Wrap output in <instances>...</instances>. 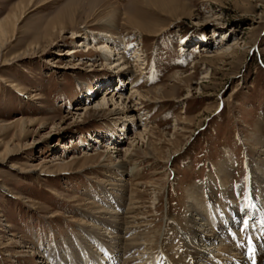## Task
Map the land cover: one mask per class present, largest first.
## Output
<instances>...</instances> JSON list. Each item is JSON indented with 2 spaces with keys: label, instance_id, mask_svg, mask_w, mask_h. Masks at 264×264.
<instances>
[{
  "label": "rangeland",
  "instance_id": "obj_1",
  "mask_svg": "<svg viewBox=\"0 0 264 264\" xmlns=\"http://www.w3.org/2000/svg\"><path fill=\"white\" fill-rule=\"evenodd\" d=\"M89 2L0 0V21L11 14L0 37V264H205L195 250L208 244L198 235L206 212L190 196L201 191L210 226L225 229L207 258L264 254V0H175L174 13L161 9L169 0ZM70 11L50 41L47 23ZM110 11L121 71L134 73L120 93L112 52H89L94 40L71 32L109 29L94 23ZM225 45L233 51L206 57ZM70 47L86 51L61 54ZM21 119L35 120L22 131ZM222 163L225 185L247 182L249 202L211 196L224 188Z\"/></svg>",
  "mask_w": 264,
  "mask_h": 264
},
{
  "label": "bare ground",
  "instance_id": "obj_2",
  "mask_svg": "<svg viewBox=\"0 0 264 264\" xmlns=\"http://www.w3.org/2000/svg\"><path fill=\"white\" fill-rule=\"evenodd\" d=\"M99 1H105V0H90V2H89V4H91V5H97L98 3H99ZM160 5H161V9L162 10H167V9H170L171 10V12H175V10H177L178 9V6H177V4L175 3V0H169V3H167V4H165V6L164 5H162L161 3H160ZM167 11H169V10H167ZM188 11H192L191 9L190 10H188ZM9 16H7L6 18H8V17H11V14H8ZM13 16V15H12ZM116 16H117V11H110V12H108V13H106V14H104L99 20H98V22L97 23H94V24H96V25H102V26H105V27H110L109 29L108 28H106V29H92V32L91 33H89V32H87V31H84V32H76V28L75 27H73L72 28V37H75V36H77V37H80L81 38V40H83V39H88V38H90L91 40H94L93 42L94 43H92V44H90L88 47H91L90 49H89V52L91 51V50H95L96 52H99L98 53V55L101 53V54H103L104 56H105V52H107V51H109V52H112V55H114L115 56V60H117L118 62H116V66H113V68H116V70L117 71H114L113 73L115 74V75H117V80H116V82L114 83V85H116V87H117V89H118V92L117 93H120V90H122L123 88H125L124 86H125V84H128L130 81H132L131 79H133V77H128L130 80H126V78H127V75H129V76H131V73L132 74H134L133 73V69L132 70H130V69H128L129 70V72L128 71H121V69H124V68H129L127 65H128V60L127 59H125V56L122 54V49H121V46H120V44L118 43L119 41H122V42H124V40L123 39H120V36L118 37V35H114L113 33H110L111 32V28H112V26H114V23H115V19H116ZM71 18V19H75V16H74V13H71V11L70 12H58L57 14H55V16L53 17V18H51L52 20H50L48 23H47V26L45 27V34L47 35V34H50L51 35V37H50V41H52L53 40V35H54V38H56L55 37V35H61V34H63V32L65 31V29L67 28V26L65 25V20H68V18ZM4 19V20H2V21H0V37L2 36H5L6 35V33H7V28H8V25H9V23L8 22H6L5 20H8V19ZM18 18V17H17ZM70 20V19H69ZM70 23H76V21H71ZM84 24V25H83ZM83 24H82V26L80 27V28H86L87 26H88V24H87V22H83ZM57 29V30H55L54 31V29ZM137 29L139 30V31H141V32H143V33H147V34H151V35H153V34H157L158 33V31L157 30H148V28L147 27H145V26H143V25H141V24H139L138 25V27H137ZM85 30V29H84ZM87 30V29H86ZM79 35V36H78ZM92 35H96V36H94V37H92ZM3 39V38H2ZM0 40H1V38H0ZM53 43H54V41H53ZM84 43H82V44H79V46H83L84 47V45H83ZM224 44V43H223ZM4 45H5V41L4 42H2L1 43V45H0V63L2 62L1 60H2V57H3V54H2V50H3V47H4ZM98 45H100V46H104L105 48L107 47V50L104 48V47H97ZM104 49H105V51H104ZM230 50H232L233 51V47L232 46H227V45H225V46H223L221 49H219V50H217V53H214L213 51L212 52H209L207 55H206V57H211V56H214V55H217V54H220L221 52H224V51H230ZM86 51V49L84 50H81V49H79V48H73V47H70V48H66V51L65 52H61V54H64V55H68L69 57H73V56H75V54L76 53H78V52H85ZM136 51V53L134 54L136 57L138 56V55H141L140 53H139V51L138 50H135ZM183 53V52H182ZM13 59H8V58H5L4 59V63H7V62H10V61H12ZM118 64V65H117ZM124 66V67H123ZM121 75V76H120ZM176 75H179V73H176L175 74V76L174 77H176ZM113 76V75H112ZM186 77H188V76H186ZM186 77H184V78H186ZM127 78V79H128ZM184 78H181L180 80H184ZM108 83V79L107 80H105V82L103 83V85H105V84H107ZM106 86H108V85H106ZM112 86V85H111ZM107 89H108V87H106V88H103V91L106 93V95L109 93H107ZM157 90H160V88L158 87L157 88ZM116 93V94H117ZM105 95V96H106ZM141 95V94H140ZM126 99H128V97H125ZM130 98V97H129ZM185 98H188V96H186ZM106 102H102V104H100V105H104ZM78 107H81V106H76V109H79ZM85 109H87V107H84ZM81 109H82V107H81ZM134 110H136L135 108H134ZM34 120L35 119H21V120H19L17 123H15V124H18V126L17 127H20V129L23 131V130H25L26 129V127L30 124L31 125V123H33L34 122ZM14 124V125H15ZM16 126V125H15ZM14 126V127H15ZM29 127V126H28ZM121 136V135H120ZM114 137V136H113ZM110 138H112V137H110ZM115 141V140H114ZM115 143V142H114ZM113 144V143H112ZM150 144V143H149ZM8 148L7 149H9V146H7ZM108 147V146H107ZM110 148H111V146H109ZM113 148V147H112ZM115 148V147H114ZM10 151V150H9ZM8 151V152H9ZM125 155H126V153H125ZM5 158V157H4ZM122 163V162H121ZM117 166L118 167H120V168H122L124 165L123 164H117ZM227 167H228V165H226V163L224 164V163H222L220 166H219V175H218V183H220V185L221 186H223L224 185V188H219L220 190L219 191H221V195H219V193H216V192H212V189H211V187H209V189H207L208 190V192H212L211 193V196H213L214 197V199L215 200H217V201H220L219 199L220 198H222V196L223 195H226L227 197H231V198H233L234 200L235 199H237V198H239L240 196L242 197V198H246V201L248 200V202H249V198H250V190H248L249 188H248V184H247V182H245L244 184H241V186H238V185H236V186H229V187H227L226 185H225V183L227 182V178H226V169H227ZM124 171V170H123ZM263 174H264V172H262ZM263 179V176H261V175H259V182H261V180ZM250 187V186H249ZM204 189V188H203ZM206 190V189H205ZM264 190V189H263ZM194 192H195V190H194ZM197 192H198V190H197ZM205 192V191H204ZM192 193V192H191ZM190 193V194H191ZM223 194V195H222ZM261 194H263V200H262V202H264V191L262 192L261 191ZM192 198H193V201L196 203V205L194 206V208H195V211L197 210L198 211V209H202L204 212H206L205 214H206V217L205 216H203V218L202 219H204L203 221H205L204 223H203V225L205 226V228L203 229V230H201V232L199 231L198 233V235H202V242L203 243H208L207 244V247L205 248V249H202V250H199V251H197V250H195L196 252H195V254L198 256V257H200V258H203L204 259V261H205V264H221L222 262H220V260H212V259H209V258H207L208 257V255H209V251H211V250H213L214 248H215V246H214V243H211V241L212 240H214L215 241V239H220V235L219 234H221L222 233V231H225V229H224V227H221V226H218V228L216 229V230H214L211 226H210V224H209V222H208V219L209 218H211L209 215H207V212H210L209 210V207H207V205H205V204H203V198L202 197H204L203 196V193H202V191H201V193L199 192V194H198V196L196 197L195 195H190ZM190 198V197H189ZM192 201V202H193ZM254 202H256V200L254 201L253 200V202H251V208H253L252 207V203H254ZM264 204V203H263ZM263 204H261V208H262V206H263ZM212 209V208H211ZM201 210V211H202ZM263 210H264V208H263ZM230 211V210H229ZM203 214V213H202ZM201 214V215H202ZM205 214H203V215H205ZM239 214H240V212H239ZM253 216H255L254 214H253ZM216 217V216H215ZM252 217V216H251ZM111 220V219H110ZM212 220V219H211ZM242 220V217H241V215H236V214H234V216L232 217V219L230 220V222H229V226L230 227H234L235 226V224H237V222H239V221H241ZM113 221V226L115 225V221L116 220H112ZM112 225V224H111ZM202 225V224H201ZM111 227V226H110ZM213 227H215V225L213 226ZM225 227H226V230H227V227H228V223L225 225ZM263 228L262 229V231H261V234L259 235V237L257 238V241H258V244H259V246H264V243H263V241H264V225H260V228ZM219 228H220V230L221 231H219ZM235 228V227H234ZM229 229V228H228ZM207 232H209V235L210 234H214V235H211L210 237H209V235H208V233ZM219 233V234H218ZM195 234H196V232H192L190 229H189V232L187 233V235L184 237V238H182L181 240H183V243L185 244V242L186 243H188L187 245H189L188 246V248H190L191 247V243H194L193 242V239H194V237H196L195 236ZM216 234H217V236H216ZM197 235V234H196ZM222 235V234H221ZM223 236V235H222ZM222 238V237H221ZM150 239V238H149ZM229 239V238H228ZM117 240V239H116ZM134 240H136V238H134ZM246 240V239H245ZM128 241H130V240H128ZM179 241V240H178ZM226 241V240H225ZM133 242V241H132ZM181 243V242H180ZM182 243V244H183ZM201 243V242H200ZM142 244V243H141ZM186 245V244H185ZM252 245V244H251ZM114 246V245H113ZM127 247H130V250H138V249H140L141 248V245L137 242V241H134V243H131V244H128V246ZM188 248H186V250H188ZM248 249V248H247ZM249 250H251V249H249ZM253 250H254V248H253ZM126 251V250H125ZM185 252V251H184ZM192 252V251H191ZM252 252V251H251ZM247 253V252H246ZM190 254V253H189ZM248 254H249V252H248ZM248 254H246V255H248ZM253 254V253H252ZM251 254V255H252ZM254 254H255V252H254ZM184 255V254H183ZM191 256H193V254L191 253ZM264 256V254H260V253H257V255L256 256H254L253 258L249 255V256H247V258L244 260V262L243 263H246V264H257V262H259V259H261L262 257ZM231 257V256H230ZM106 259V257H99L98 258V262H102V264L104 263V260ZM156 260H157V264H162V262H164V261H162L163 259H162V257L160 256V255H157V258H156ZM234 260V262L233 263H235V264H243L242 262H241V260L240 259H237V258H235V257H232V260L231 261H233ZM203 261V260H202ZM225 262H227V260H224ZM97 262V264H99ZM191 262V261H190ZM111 263V262H110ZM112 263H114V262H112ZM231 263V262H230ZM261 263V262H260ZM73 264V263H72ZM125 264H138V263H136V260L135 259H133V258H127L126 259V262H125ZM187 264H189V262L187 263ZM202 264H204V262H202ZM225 264V263H224Z\"/></svg>",
  "mask_w": 264,
  "mask_h": 264
}]
</instances>
